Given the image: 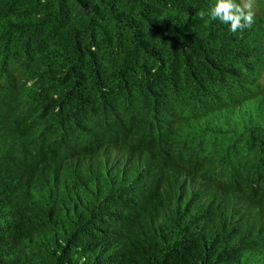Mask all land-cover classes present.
<instances>
[{"label":"trees","instance_id":"trees-1","mask_svg":"<svg viewBox=\"0 0 264 264\" xmlns=\"http://www.w3.org/2000/svg\"><path fill=\"white\" fill-rule=\"evenodd\" d=\"M210 6L0 0V264H264V0Z\"/></svg>","mask_w":264,"mask_h":264},{"label":"clouds","instance_id":"clouds-1","mask_svg":"<svg viewBox=\"0 0 264 264\" xmlns=\"http://www.w3.org/2000/svg\"><path fill=\"white\" fill-rule=\"evenodd\" d=\"M253 5L249 0L237 2V0H211V6L205 14L212 20H218L225 24L228 30L235 32L237 29L248 27L253 22Z\"/></svg>","mask_w":264,"mask_h":264},{"label":"rangeland","instance_id":"rangeland-1","mask_svg":"<svg viewBox=\"0 0 264 264\" xmlns=\"http://www.w3.org/2000/svg\"><path fill=\"white\" fill-rule=\"evenodd\" d=\"M240 2H243V0H239ZM249 2L253 5L252 10H255V0H249Z\"/></svg>","mask_w":264,"mask_h":264}]
</instances>
